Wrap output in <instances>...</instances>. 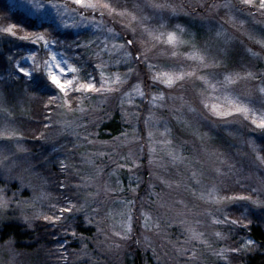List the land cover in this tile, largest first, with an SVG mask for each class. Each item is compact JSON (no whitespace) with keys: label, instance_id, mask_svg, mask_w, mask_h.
<instances>
[{"label":"snow or ice","instance_id":"6c2138e0","mask_svg":"<svg viewBox=\"0 0 264 264\" xmlns=\"http://www.w3.org/2000/svg\"><path fill=\"white\" fill-rule=\"evenodd\" d=\"M193 5L204 8L209 13L224 11V16L220 18L219 30L215 32L214 44L201 48L194 42V36L184 25L180 23L171 25V17L177 16L181 12L185 15H190V13L185 10L183 5L178 6L170 3L169 0H140V2L129 0L127 3L125 0H71V3L65 0L62 6L64 13L70 17L73 13L80 15L81 22L91 25L100 34L102 44L93 52V56L97 58L95 69L98 71L99 80L92 73H87L86 76L81 75L84 70L79 58L72 63H69L71 57L63 61L58 60L57 52L51 50L50 46L60 42L54 37L49 38L46 33L26 34L18 39L21 41L31 40L34 45L39 44L47 50L46 54L49 56L51 64L55 65L64 78L62 79L60 74L52 70L49 61H45L42 69L38 54L33 51L26 57H21L22 60L32 62L30 69L21 66L12 56H8L9 67L0 65V70L6 71L8 75L6 78L0 79L4 83L8 81L15 83L21 79L16 75L18 72L29 81H33L36 78L35 73L46 71L43 85L57 89L61 95L48 96L45 107L52 104L57 105V101H59L57 106L62 107L69 114L75 111L84 112L86 110L85 101L92 98L91 94L99 95L102 103L107 102L113 95H119L123 118L130 123L132 133L130 137L129 132L123 131L120 136L114 137L120 147L141 139L135 127V124L140 122L141 113L127 108L125 105L135 104L133 94L147 98L150 107L145 109L148 116L143 120V123L149 128L146 141L147 152L145 153L144 145L139 147V155L136 151L129 150L123 157L126 163L118 166V172L120 169L128 168L132 179L137 182L135 187H132L130 183L128 189L136 190L140 187L139 182L143 179L136 174L137 170L143 166L142 162H139L140 156L146 155L147 166L150 169L148 174L153 177L149 198L155 195L157 198L155 202L164 207L167 202H162L160 193L156 191L158 184L167 188H172L173 185L179 188L183 180L167 179L160 170L167 173L170 167L179 170L180 166H183L190 172L188 178L200 186L197 198L216 206L211 212L205 210L211 218L212 236L217 240H227V234L224 231L216 230V226L232 225L247 228L252 221L248 218V208L244 205L264 207V198H262L264 197V173L257 175L246 168H238L230 157L225 156L218 149L210 150L208 142L213 137L208 132L200 131V114L206 110V113L214 118L213 125L216 127L243 122L253 130L264 132V69L256 70L257 63H264V0H212L211 3L209 0H193ZM37 7L41 8L43 5L37 4ZM146 9L150 10V14L145 13ZM85 11L89 12V16L83 15ZM95 14H98L99 19ZM106 17L119 21V24L123 26L122 30L128 31L131 38L125 39L121 43L122 33L117 32L114 27H109ZM61 23L64 24V27L80 26V22L76 21L71 25L63 21ZM225 25H230L232 29L241 32L248 41L259 46V51L254 50L253 47L245 46L244 50L250 59L243 65L242 70L227 68L233 42L238 37L234 33H230ZM16 28V24H7L0 28V34L16 37ZM138 30H142L148 37V41L144 43L143 56L140 55L137 41L133 38ZM186 36H192V38H185ZM85 42L91 50L90 46L94 44L92 38L86 39ZM149 44L151 46H148ZM182 46H189L191 50L182 53L179 51ZM155 48L160 49L159 56H168L174 60H179L182 57L183 63L174 62L169 70H163L158 64L152 62L153 58L150 53ZM64 55L67 56V53ZM110 65H125L127 71H111ZM133 65L139 66L141 70L146 67L148 71L141 76V71ZM218 69L224 70L217 71ZM202 72L204 74H201ZM69 75L71 78H67ZM133 78H135V82L129 83ZM197 81L201 82L202 86L195 91L199 103L194 105L193 99L186 98L182 90H186V85L189 83L195 85ZM70 92L80 93L76 97L78 107L73 106ZM24 95L28 99L34 98V94L28 88L24 89ZM13 100L14 97H6L0 93V161L9 159L11 151L24 153L28 150L24 143V133L17 126V120L14 117L17 105L13 103ZM177 101H179L178 106ZM160 110H168L174 116L177 124L183 125L185 130L191 131V134L199 139L203 155L207 159L198 160L196 163L204 164L211 161V171L215 173L216 180L210 181L207 185L203 184L204 172L195 166L192 158L184 155L187 142L177 143L173 128L169 126L170 121L164 116L157 115ZM20 111L23 113L27 110L21 109ZM64 124L66 127H71L73 122L66 120ZM225 128L228 137H235V130H230V127ZM42 136L41 132L40 137ZM102 142L108 143V141ZM245 143L255 156L256 161L264 165V144L258 143L254 138L247 139ZM59 163L62 168L68 169L71 161L61 160ZM228 178H232V183L239 185L242 193L248 194H227L229 191H234L225 183V179ZM108 190L112 191L113 189ZM118 190L124 191L125 188ZM193 194L196 195L195 191ZM0 203H3L2 197H0ZM179 203L183 204L184 202L181 200ZM230 204H239L243 209L236 218L226 211ZM185 207L187 206L185 205ZM74 211L75 205L69 201L67 206L58 209L57 215L45 217V219L59 223L66 216L70 217ZM182 214V211L178 213V215ZM120 215H125L123 210ZM142 221L145 228L162 231L160 220L153 218L151 210L143 211ZM181 223L183 224L184 243L176 248V251L180 257H187L185 264H199L200 247L210 249L225 264H232L230 254L250 250L256 245L255 240L245 237L239 247L214 248L213 244L205 238V233L198 231L195 226L201 221L196 220L194 225L193 222L185 219ZM133 229L134 220L123 219L121 231L116 232L115 235L126 239ZM72 235L75 236L78 233L73 232ZM164 238L167 239V236ZM197 241H199V246L196 244ZM168 242L170 244L178 243L172 240ZM144 244L149 248L152 246L150 237L144 238ZM62 247L59 245L57 251ZM153 254H155L154 249Z\"/></svg>","mask_w":264,"mask_h":264},{"label":"clouds","instance_id":"9594fccd","mask_svg":"<svg viewBox=\"0 0 264 264\" xmlns=\"http://www.w3.org/2000/svg\"><path fill=\"white\" fill-rule=\"evenodd\" d=\"M112 20L119 23L115 19ZM120 32L121 40L128 39V31L121 29ZM71 35L78 37L80 32ZM133 38L137 41L140 55L143 56L144 43L148 41L146 33L138 30ZM92 40L94 44L90 46L91 50L85 41L79 43L73 40L68 45L73 50L81 49L79 57H83L82 62L86 65L90 61H96L93 52L102 44L100 34H94ZM159 53V48H155L150 55L155 58ZM49 90H52L51 87ZM191 99L194 105L199 103L197 94H193ZM88 101V107L84 112L75 111L69 114L57 106L52 119L53 127H46L47 135L42 132L39 146L35 144L31 147L26 146L28 150L24 153L11 151L9 159L0 161V197L3 199V203H0V264H47L42 257L39 259L34 257L40 252H51L47 245L52 243L49 237L54 234L53 229L58 230L59 235L64 238V243L67 242L68 230L72 229V239L80 245L78 249L67 252L63 251L64 244L58 242L63 247L59 251L56 248L55 251L63 253L60 257L63 264H76V261L85 264L83 259L85 257L89 258L88 264H97L94 253L108 257V261L103 264H124L121 257L126 249L132 245L147 248L144 238L150 237V233L151 236L156 235L154 231L144 226L140 228L142 213L146 208L151 210L153 216L163 209L161 215L156 218L163 220L168 227L176 225L183 233L181 221L188 219L184 212L176 207L177 202H167L161 207L158 202L149 198L150 185L153 181L151 175L148 174L139 182L140 185H146L144 195L139 194L140 187L136 190L128 189L127 192L118 190L124 188L117 175L120 160L125 156L124 147H120L114 138L108 143L102 142L107 140L93 138L97 133L91 129L99 128L103 122L104 115H101V112L108 101L105 103H102L101 99ZM59 103L57 101V105ZM69 116L72 118L69 119ZM200 119L212 129L234 128L235 137H225L223 144L225 152L221 153L230 157L238 168H246L257 175L264 173V165L256 161L245 143L247 139L254 138L258 143L264 144V132L253 130L243 122L216 127L213 125L214 118L207 114L206 110L200 114ZM66 120L73 122L71 127L65 126ZM106 148H110L111 151H105ZM129 150L134 151L132 148H128ZM61 160H70V167L62 168L59 163ZM111 165L115 167L109 171ZM69 201L75 205V211L70 217L66 216L59 223L45 219L57 215L58 209L67 206ZM258 208L259 211L253 208L252 213L259 219H264V207ZM121 210L125 213L124 216L120 215ZM181 211L183 214L178 215ZM123 219L134 220L137 225L126 239L115 235L121 231ZM73 232L78 235L73 236ZM174 242L178 243L171 244L173 254L169 259L178 264L180 255L176 248L183 244L184 240ZM257 248H261L258 243L250 250H242L241 253L251 252ZM28 249L35 251L30 252ZM213 255L216 256L214 253Z\"/></svg>","mask_w":264,"mask_h":264},{"label":"rangeland","instance_id":"374dc122","mask_svg":"<svg viewBox=\"0 0 264 264\" xmlns=\"http://www.w3.org/2000/svg\"><path fill=\"white\" fill-rule=\"evenodd\" d=\"M0 2L5 4L7 9L9 10L11 9L12 11H18L24 14L25 16L29 17L30 19H33L40 26L43 24H45L46 27L50 26L51 27L50 33L47 32L49 30H39L34 33H46L49 38L54 37L58 39L60 42L59 44H52L50 46L51 50L57 52L58 60L63 61L68 57H71L69 63H72L77 58H79L80 64L84 70L81 73V75L86 76L87 73H92V75L96 76L97 80H99L98 71L94 67L96 61L94 60L90 61L86 65L82 62L83 57H79V53L81 49L77 48L73 50L68 47V45L71 44L73 40H76L79 43H83L86 39L93 38L94 34H99V33H97L91 25L81 22L80 15L73 13L70 17L67 13H64L62 6L65 3V0H0ZM68 2L71 3V0H68ZM125 2L126 3L129 2V0H125ZM136 2H140V0H136ZM169 2L183 5L185 10L190 13V15H185L183 12H181L177 16L171 17L170 18L171 25H174L176 23H180L184 25V27L192 34V36H194V42L197 44V46L201 48L205 47L206 45L215 43L216 40L215 32L219 30V25L221 22L220 18L224 16L223 10H221L218 13H209L205 11L204 8H201L199 6H194L193 0H169ZM211 2L212 0H209V3ZM37 4H42L43 7L38 8ZM75 7H79V6H75ZM145 13L150 14V10L146 9ZM83 15L89 16V12L85 11ZM95 15H97V19H99L98 14ZM106 20L108 21V25L114 27L117 32L121 31L123 26L120 25L118 22H114L110 17H106ZM61 21H63L68 25L73 24L74 21L80 22V26L64 27V24H62ZM5 26H6L5 23L3 21H0V28H3ZM225 27L228 29L230 33H234L235 36L238 37V39H236L233 42L229 54V59L227 61V68L229 70L232 69L242 70L243 65L248 63L250 59V57L247 56L244 50L245 46L253 47L254 50L256 51L260 50L259 46H256L252 42L248 41L247 38L244 37L241 32L237 31L236 29H232L230 25H225ZM15 31L17 33L16 37H12L8 34H0V65H2L3 67H9L7 57L12 56L14 60L18 61L21 64V66L28 67L30 69L32 66V62L29 60H22L21 57L22 56L26 57L30 52L33 51L38 54L39 63L41 64L42 69L45 61H49V63L51 64L50 58L46 54L47 50L43 49L41 45L39 44L34 45L31 40L21 41L18 39V37L20 36H24L26 34H32L31 32H22V31H18V29H15ZM75 32H80V35L78 37L75 35H71L72 33ZM192 36H186L185 38H192ZM128 38H131L130 34H128ZM120 42L123 43L124 40H120ZM190 50L191 49L189 46H182L179 49V51L182 53ZM65 53H67V56L64 55ZM152 62L158 64L161 68H163V70L167 71L174 62L183 63V58L181 57L179 58V60H174V59H170L168 56H156L155 58H153ZM133 66L138 67V70L141 71V76H143L144 72L148 71L146 67H144L141 70L139 66L137 65H133ZM51 68L53 71L57 72V74H60L59 70L55 68L54 64H51ZM109 68L111 71H117V70L121 72L127 71V66L125 65H110ZM260 69H264V63H257L256 70L259 71ZM223 70L224 69H218L217 71H223ZM201 74L204 73L202 72ZM7 75L8 73L6 71L0 70V78H6ZM16 75L20 76L21 79L15 83L12 81H8L7 83H4L3 80L0 79V93H3L6 97L8 96L14 97L13 103L17 105L16 110L14 112V117L17 120V126H19L24 133L25 145L31 147L33 146V144H35L39 146L41 132H45L46 129L45 125H47L48 128L53 127L52 119L54 113L57 111V105L53 104V108L51 106V109L48 110L47 114L49 115H46L44 117L43 116L44 114H42V108L47 104V101H45L44 103L42 102L39 103L37 99H35L37 96V91L36 90L34 91L35 87H33V85L39 82H42L43 84L46 71L35 73L36 78L33 81H29L26 77H23L22 74L18 72L16 73ZM60 75L62 76L63 79L64 75L63 74ZM67 78H71V75H69ZM134 82H135V78L129 81V83H134ZM201 86H202L201 82L199 81H197L195 85L189 83L188 85H186V90H182V91L184 92L186 98L190 99L192 95L195 94L196 89H198ZM241 87H243V85H241ZM25 88H28V90L34 94V98L28 99L27 97H25L24 95ZM10 89L12 90L11 92ZM41 89L48 90L50 95H61V93H59V91L53 87H51L52 90H49V87L42 85ZM175 94H179V93H175ZM79 95L80 93L70 92V97L73 100L74 107L78 106V103L75 98ZM91 95H92L91 98L92 101H97L101 99V97L97 94H91ZM133 95H134L135 104L134 105L126 104L125 107L141 113L140 122L135 124L137 132L140 134L141 139L138 142L134 141L130 145H125L123 149L124 155H127L128 148H132L134 151L139 152V147L141 145L145 146V153L147 152L146 141L148 139L147 133L149 128L147 125L143 123V120L146 119L148 116V112L145 109L147 107H150V105L147 98H141L135 96V94ZM88 103L89 101H85L86 108L88 107ZM169 103H171V101H169ZM176 103L178 106L179 101H177ZM49 106L50 105H48L47 108H49ZM21 109H26L27 111L22 113L20 111ZM32 110L35 111L32 112ZM105 113H107V115H105ZM101 115H104V120L99 125V128L91 129L93 132L97 133V135L94 136L93 138L111 141L114 137L120 136L121 132L123 131L129 132L131 137L132 133H131L130 123L123 118V113L121 112L120 109L119 95H113L112 97L109 98L108 103L104 106V109L101 112ZM157 115L164 116L170 121L169 126L173 128L174 134L177 137V143H179L180 141L187 142L185 146L186 150L184 151V155L189 158H192L195 166L197 168H201V170L204 172V176L202 178L203 184L207 185L210 183V181L216 180L215 173L211 171V161L204 164L196 163V161L198 160L204 161L207 159V157L203 155L201 143L199 139L196 136H193L191 134V131L185 130L183 125L177 124L174 119V116L168 110H160L159 112H157ZM68 118L71 119L72 117L69 116ZM230 130H234V128H231ZM200 131L208 132L209 135L213 137V139L208 142V147L210 150L218 149L220 152H225V148L223 147L224 139L225 137H227L225 127H222L218 130L212 129L201 121ZM45 134L47 135L46 132ZM104 150L111 151L110 148H106ZM139 162H142L143 166L139 168V170H137L136 174L141 177H147L150 169L147 166L146 155L140 156ZM120 163L124 164L126 162L124 160H120ZM113 167H115V165H111L108 170L110 171L111 168ZM129 167H131L130 164ZM160 171L161 174L165 175V178L167 179L183 180V183L179 188H177L175 185H173L172 188H167L162 184H158L156 191L160 193L162 202H171V201L177 202L176 207L179 210H182L186 218L189 221L193 222L194 225L196 220L201 221L200 224L195 226L197 227L198 231L205 233V238H207L210 241V243L213 244L214 248L239 247L245 237L250 238L248 236H245V234L243 233L240 234V230H245L241 226L220 225V226H216V230L224 231L227 234L228 239L227 240L215 239L212 236L213 226L211 225V218L207 215V212L205 210L211 212L216 206H213L197 198L198 193L200 191V186L197 185L194 180L188 178L190 176V172L184 169L183 166H180L179 170L170 167L167 173H164L163 170ZM117 175L119 176L120 180L123 182V186L126 192L128 190V186L130 183L132 184V187L136 186L137 182H135L132 179V175L129 172L128 168L120 169ZM113 179H115V177ZM225 183H227L229 187L234 190V191H229L227 193L229 195L248 194V193H242L240 191L239 185L232 183V178L225 179ZM145 188H146L145 184L140 185V188L138 189L140 195H144ZM194 191L196 195L193 194ZM150 199L156 200L157 198L155 195H153L151 196ZM181 200L184 202L183 204L178 203ZM185 205L187 207H185ZM117 207H119V205ZM244 207L248 208V218L250 220L253 219L252 215H254L252 213V209L256 208L257 211L260 210L258 207L249 206L248 204H245ZM137 210H139V205H137ZM242 210L243 209L239 204H230L226 208V211L233 218L239 216ZM163 211H164L163 209L158 211L156 213V216L161 215ZM156 216H153V218L155 219ZM160 224L162 231L152 230L156 233L155 236H151L150 233V238L153 241L152 246L150 248L149 247L145 248L141 246L132 245L131 248L126 249L125 253L121 257L124 261V264H134L133 260L136 258L139 259V261H141L142 264H150L149 262L150 257L152 258L153 262L156 264H177L176 261L169 259V256L172 255L173 253L171 251V244L168 241L178 240L179 242H183L184 234L180 229L177 228L176 225H172L171 227H168L163 220H160ZM142 227H143V221L141 218L140 228ZM136 228L137 225L134 223V229ZM71 231L72 229L68 230V235L66 238L67 242L64 243V240L63 242H61L64 244L63 251L71 252L72 249H78L80 247L79 243L72 239ZM85 235H91V233H85ZM165 236H167V239L164 238ZM196 244L199 246V241H197ZM89 247H92V245H89ZM48 248L50 249L51 247ZM153 249L155 250V254H153ZM166 253L167 255H165ZM48 254H49L48 252H40L38 256L34 257V259H39L42 257L43 259L47 260ZM94 255H96L97 264H103V262L108 261L107 256L97 255L95 253ZM230 255H231L232 264H237V262L232 258L234 257V253ZM83 259L85 261V264H88L89 258L85 257ZM186 260L187 257H180L178 264H185ZM76 264H80V262L76 261ZM199 264H225V262L220 260L218 257L214 256L213 252L210 249L200 247Z\"/></svg>","mask_w":264,"mask_h":264},{"label":"trees","instance_id":"16d2710c","mask_svg":"<svg viewBox=\"0 0 264 264\" xmlns=\"http://www.w3.org/2000/svg\"><path fill=\"white\" fill-rule=\"evenodd\" d=\"M11 10V9H10ZM6 8L5 4L0 2V21H3L5 25L7 24H16L18 31L22 32H37L39 30H49L47 32L50 33L51 27H46L45 24L38 25L36 21L33 19H30L29 17L25 16L24 14L18 12V11H10ZM43 27V28H41ZM41 28V29H40ZM52 32V31H51ZM42 82H39L35 85H33L34 91H37V96L35 99L40 103H44L47 101L48 96H51L48 90H42ZM32 87V86H31ZM51 106L53 108V104L47 107L42 108V114L45 117L48 113V110L51 109ZM35 110H32L34 112ZM43 117V118H44ZM114 127V126H112ZM106 128V127H105ZM113 129V128H112ZM253 219L251 220L252 223L249 224L247 228H244L245 230H240V234L243 233L245 236L250 237L251 239L255 240L256 243L261 245V248H257L254 251L251 252H244V253H234L233 260L237 262V264H264V220L259 219L256 215H252ZM56 223V222H53ZM53 235L49 237V239L52 241V243L47 245L48 247H51V252L48 254L47 257V264H63V262L60 260L61 252H56L55 249L58 248L59 243L63 242L64 238H62L59 235L58 230L53 229ZM238 234V235H240ZM67 238V237H66ZM59 242V243H58ZM49 249V248H48ZM30 252H34V249H28ZM61 262V263H60ZM134 264H142L139 259L133 260ZM150 264H156L153 262L152 258L149 259Z\"/></svg>","mask_w":264,"mask_h":264}]
</instances>
